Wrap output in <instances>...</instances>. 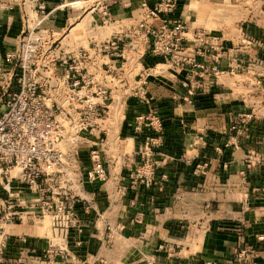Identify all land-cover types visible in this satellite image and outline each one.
Masks as SVG:
<instances>
[{"label": "crops", "instance_id": "1", "mask_svg": "<svg viewBox=\"0 0 264 264\" xmlns=\"http://www.w3.org/2000/svg\"><path fill=\"white\" fill-rule=\"evenodd\" d=\"M13 1L0 0L1 59L25 26L20 0ZM45 1L41 26L55 35L60 55H90L84 64L93 79L90 97L99 103V88L111 93L102 138L91 136L80 158L85 169L90 146L100 148L108 179L80 191V221L66 234L71 253L57 256L59 264H142L146 258L225 264L241 246L264 264V0L246 7L244 21L218 27V0H179L174 13L149 19L154 26L182 19L212 34L197 57L204 67L193 74L148 54L151 37L138 24L142 2L154 0H118L108 22L78 0ZM117 37L122 54L98 51L99 43ZM217 57L225 69L219 75L212 71ZM146 60L151 66L144 74ZM197 79L204 87H194ZM149 113L155 127L136 132V117ZM240 113L249 117L241 120ZM146 137L155 142L147 158L154 165L150 185L136 172L148 166L140 153ZM2 231L8 239L0 264H49L44 253L58 240L50 219L0 223Z\"/></svg>", "mask_w": 264, "mask_h": 264}, {"label": "built area", "instance_id": "2", "mask_svg": "<svg viewBox=\"0 0 264 264\" xmlns=\"http://www.w3.org/2000/svg\"><path fill=\"white\" fill-rule=\"evenodd\" d=\"M117 1L78 0L76 5L98 10L104 22H108L110 6ZM17 4L22 9L25 26L16 46L0 58V223L50 219L56 238L64 242H51L44 256L49 264H59L57 256L65 259L71 253L66 234L80 221L75 208L82 198L80 191L87 183L97 188L108 179V167L100 148L90 146V165L85 169L80 158L81 147L87 146L91 136L102 138L111 93L99 88L96 93L103 97L99 103L90 97L88 87L93 79L84 68L90 58L87 50L80 51L78 57L63 56L57 51L55 35L41 26L48 14L45 0H20ZM141 6L145 14L138 28L151 37L150 56L175 68L191 67L192 74L196 67H204L197 57L204 55L205 46L211 43L210 32L193 28L182 19L160 26L149 22L150 18L174 13L179 0H154L153 5L143 1ZM28 7L37 18H30ZM119 40L117 37L96 47L100 52L118 56L123 52ZM146 62L144 74L151 66ZM224 70L217 57L213 73L219 75ZM188 83L183 82L184 86ZM194 87H204L203 80L197 79ZM153 116V113L137 116L135 131L154 128ZM239 116L241 120L249 117L242 113ZM154 143L153 137L143 140L140 153L148 166L136 170L138 175H146V185L153 182L154 165L147 158ZM145 167L148 173L143 171ZM0 234V262H4L8 235L4 231ZM21 239L26 241L25 237ZM255 257L253 250L241 246L225 264H258ZM142 264L163 263L146 258Z\"/></svg>", "mask_w": 264, "mask_h": 264}, {"label": "rangeland", "instance_id": "3", "mask_svg": "<svg viewBox=\"0 0 264 264\" xmlns=\"http://www.w3.org/2000/svg\"><path fill=\"white\" fill-rule=\"evenodd\" d=\"M217 27L220 23L231 24L246 19V7H260L262 0H218ZM237 13V16H235ZM229 34V33H227ZM117 118V117H114Z\"/></svg>", "mask_w": 264, "mask_h": 264}]
</instances>
